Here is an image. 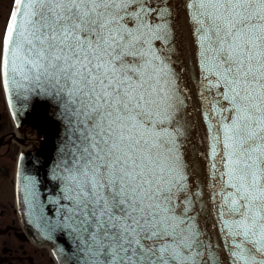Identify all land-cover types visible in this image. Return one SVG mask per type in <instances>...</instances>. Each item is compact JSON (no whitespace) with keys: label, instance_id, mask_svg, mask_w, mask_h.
Instances as JSON below:
<instances>
[{"label":"snow or ice","instance_id":"snow-or-ice-1","mask_svg":"<svg viewBox=\"0 0 264 264\" xmlns=\"http://www.w3.org/2000/svg\"><path fill=\"white\" fill-rule=\"evenodd\" d=\"M162 2L14 0L0 86L51 104L63 130L44 227L66 237L67 264H264V0H183L207 105L200 183Z\"/></svg>","mask_w":264,"mask_h":264},{"label":"water","instance_id":"water-1","mask_svg":"<svg viewBox=\"0 0 264 264\" xmlns=\"http://www.w3.org/2000/svg\"><path fill=\"white\" fill-rule=\"evenodd\" d=\"M156 2L157 0H152L153 5H156ZM164 4L170 6L174 14L176 33L182 38L186 60L184 84L187 90L184 95L193 133L191 142L186 145V158L195 173L191 179L194 183H200L206 181L210 166L209 161H205L203 156L207 151L206 142L201 140L203 134L201 128L205 126L203 113L207 105L200 95L203 88L196 79L198 73L193 70L183 0H163L161 6ZM5 95L16 122L30 129L35 136L33 145L20 154L17 165L16 197L22 223L38 243L50 247L56 264H67L66 237L59 231H51L44 227L45 221L56 219L53 210L57 205L53 202L62 195L61 181L56 175L61 155L59 147L63 139L62 126L51 104H46L35 97L25 99L18 90ZM205 190L207 191V187ZM39 216L43 219L38 220Z\"/></svg>","mask_w":264,"mask_h":264},{"label":"flooded vegetation","instance_id":"flooded-vegetation-1","mask_svg":"<svg viewBox=\"0 0 264 264\" xmlns=\"http://www.w3.org/2000/svg\"><path fill=\"white\" fill-rule=\"evenodd\" d=\"M14 0H0V44ZM30 129L13 117L0 86V264H55L50 248L22 223L16 197L18 159L35 142Z\"/></svg>","mask_w":264,"mask_h":264}]
</instances>
